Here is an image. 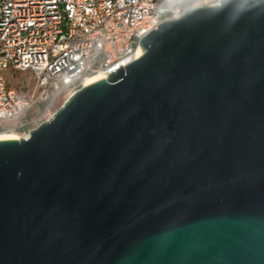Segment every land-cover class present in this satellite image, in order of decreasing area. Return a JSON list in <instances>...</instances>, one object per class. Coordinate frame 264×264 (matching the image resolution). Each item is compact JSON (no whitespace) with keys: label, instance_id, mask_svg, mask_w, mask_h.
Returning a JSON list of instances; mask_svg holds the SVG:
<instances>
[{"label":"water","instance_id":"95a60500","mask_svg":"<svg viewBox=\"0 0 264 264\" xmlns=\"http://www.w3.org/2000/svg\"><path fill=\"white\" fill-rule=\"evenodd\" d=\"M141 45L0 140V264H264V0Z\"/></svg>","mask_w":264,"mask_h":264},{"label":"built area","instance_id":"2783aa9c","mask_svg":"<svg viewBox=\"0 0 264 264\" xmlns=\"http://www.w3.org/2000/svg\"><path fill=\"white\" fill-rule=\"evenodd\" d=\"M221 0H0V128L29 138L88 79L134 62L141 41L163 22ZM31 71L32 96L8 72ZM35 105V108H34ZM16 126H7L10 120Z\"/></svg>","mask_w":264,"mask_h":264},{"label":"rangeland","instance_id":"374dc122","mask_svg":"<svg viewBox=\"0 0 264 264\" xmlns=\"http://www.w3.org/2000/svg\"><path fill=\"white\" fill-rule=\"evenodd\" d=\"M9 75V86L13 88L18 96L22 99H28L32 96L33 83H34V75L31 71H23V72H8ZM35 108V105H34ZM19 123V120H10L6 122L7 126H16ZM0 133H13L15 132L9 130H2Z\"/></svg>","mask_w":264,"mask_h":264},{"label":"bare ground","instance_id":"6f19581e","mask_svg":"<svg viewBox=\"0 0 264 264\" xmlns=\"http://www.w3.org/2000/svg\"><path fill=\"white\" fill-rule=\"evenodd\" d=\"M145 52V49L141 46L138 50L137 56L140 57L143 55V53ZM103 78L102 75H95L93 77H90L88 79V84H91L93 82H96L98 80H101ZM13 138H21L18 134H13V133H5V134H1L0 133V140L1 139H13Z\"/></svg>","mask_w":264,"mask_h":264},{"label":"trees","instance_id":"16d2710c","mask_svg":"<svg viewBox=\"0 0 264 264\" xmlns=\"http://www.w3.org/2000/svg\"><path fill=\"white\" fill-rule=\"evenodd\" d=\"M0 131H2V128H0Z\"/></svg>","mask_w":264,"mask_h":264}]
</instances>
